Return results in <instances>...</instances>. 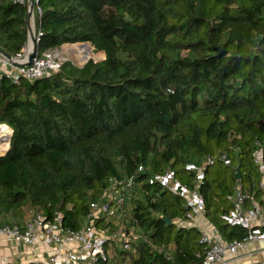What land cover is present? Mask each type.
I'll return each mask as SVG.
<instances>
[{"label":"trees","instance_id":"16d2710c","mask_svg":"<svg viewBox=\"0 0 264 264\" xmlns=\"http://www.w3.org/2000/svg\"><path fill=\"white\" fill-rule=\"evenodd\" d=\"M37 7L39 53L86 41L105 57L66 60L30 81L0 76V124L12 128L0 154V226L33 204L49 217L62 211L63 225L78 227L110 178L133 179L132 264H200L203 232L187 224L184 198L150 179L174 169L191 182L188 162L223 153L230 164L208 165L200 185L205 214L225 240L243 239L247 229L222 216L244 177L251 188L242 184L243 192L260 193L252 152L264 145V0H38ZM27 40L28 3L0 0V48L14 56Z\"/></svg>","mask_w":264,"mask_h":264},{"label":"built area","instance_id":"2783aa9c","mask_svg":"<svg viewBox=\"0 0 264 264\" xmlns=\"http://www.w3.org/2000/svg\"><path fill=\"white\" fill-rule=\"evenodd\" d=\"M24 3L28 0H12ZM38 0H35L37 10ZM34 7V8H35ZM41 31H35L37 42ZM26 46L17 55L8 58L0 53V76L6 74L13 82L35 80L49 76L58 71L62 61L53 49L36 53L28 64V49ZM221 159L226 164L231 160L226 154L208 155L202 163L188 162L186 169L194 172L191 182H185L177 177L174 169L155 173L150 181L158 182L163 187L183 197L188 206V220L202 216L205 211V197L200 185L205 177V169ZM253 162L260 173L259 188L264 202V145L257 143L252 152ZM133 179L120 180L110 178L103 195L98 200L90 202V208L78 227L63 225V213L56 209L49 217L42 208L28 205V216L18 222L0 226V252L3 247L11 248L26 258L22 264H132V256H123L115 251H132L133 241L137 235L127 229L126 216L130 214V191ZM249 197L241 187L228 195L232 207L222 218L230 225H238L247 229L243 239L225 240L220 236L203 232L201 241L205 243V254L200 264H229L228 252L235 253L248 241L264 240V229L254 224V219L260 211L258 203L250 208L245 206ZM108 223V225H105ZM24 246V249L22 248ZM0 264H20L2 255Z\"/></svg>","mask_w":264,"mask_h":264},{"label":"crops","instance_id":"0c3cea01","mask_svg":"<svg viewBox=\"0 0 264 264\" xmlns=\"http://www.w3.org/2000/svg\"><path fill=\"white\" fill-rule=\"evenodd\" d=\"M240 177H238V179ZM242 184L245 185V191L246 192L249 191V189L251 188L250 179L247 177H244V179L236 183V186L239 187ZM258 188L259 187L257 186V189H255V191L258 190ZM227 203L232 205V202L229 198L227 200ZM254 203H258V205L260 206V211L255 217L253 222L256 226L262 227L264 226V202L262 201V198H261V190L257 196L251 195L250 197H247L245 201V206L247 208H250L254 205ZM187 224L196 225L199 229L202 230V232H207L209 234H214L215 236L222 237L220 230H218L215 224L210 221V219L207 217L205 213L202 216L194 220L193 219L188 220ZM22 248L24 249V246H22ZM115 251H117L119 254L123 256L124 255L127 256V259H129L128 258L129 256L126 252H122L118 248L116 250V247H115ZM2 255L7 256L10 259H13L14 261L20 264L27 261L26 258H23V256H20V254L18 253L14 254L11 248L9 247H3L1 249L0 259ZM226 257L229 259V264H264V240L248 241L245 243L244 246L240 247L235 253L228 252Z\"/></svg>","mask_w":264,"mask_h":264},{"label":"rangeland","instance_id":"374dc122","mask_svg":"<svg viewBox=\"0 0 264 264\" xmlns=\"http://www.w3.org/2000/svg\"><path fill=\"white\" fill-rule=\"evenodd\" d=\"M36 10L37 9L34 8V14L31 18V22H32V26H33L34 31H36ZM78 43L79 42L64 44L61 47H59L58 49H53V52H55L58 56H60V58H61L60 60L62 62L66 61V60H70L76 64H79V65L83 64L84 62H86L87 60H89L91 58L99 60L100 58H103L105 56V53H103L102 51L95 50V48L91 45V47H92L91 55L89 57H85L86 52H85V50L84 51L81 50V48L78 46ZM1 143H2V141H0V144ZM28 212H29L28 207H26L23 210L22 219L26 218L29 215ZM177 221H179V220H177ZM105 225H108V223H106ZM137 234H138V238H140L141 233L138 231Z\"/></svg>","mask_w":264,"mask_h":264},{"label":"water","instance_id":"95a60500","mask_svg":"<svg viewBox=\"0 0 264 264\" xmlns=\"http://www.w3.org/2000/svg\"><path fill=\"white\" fill-rule=\"evenodd\" d=\"M34 7H35V0H28V40H27L25 46L28 44L30 37H32V42H33L32 50L29 52V55H28V58H29L28 64H30L32 62V59H33V57H34V55L36 53V48H37V43H38L37 42V38L35 36V31L33 29L32 22H31V18H32L33 14H34ZM79 43L87 44V45H90L91 46V44H89V42H86V41L79 42ZM0 53L2 55H4V56L8 57V58H12V55L11 54L7 53L6 51H4L1 48H0ZM100 59H102V58H100ZM94 60H96V59H94ZM11 134H12V130H11ZM9 142H10V137H9ZM8 149H9V146H8V148L4 152H2L0 154H4V153L8 152ZM240 175H241V171L238 170L236 172V177L238 178V177H240ZM163 219L167 223H170L171 222V220L169 218H167V217H163Z\"/></svg>","mask_w":264,"mask_h":264},{"label":"bare ground","instance_id":"6f19581e","mask_svg":"<svg viewBox=\"0 0 264 264\" xmlns=\"http://www.w3.org/2000/svg\"><path fill=\"white\" fill-rule=\"evenodd\" d=\"M32 46V37H30L29 42L26 45L28 51L32 50ZM78 46L81 48V50H85V57H89L91 55L92 47L90 45L78 43ZM11 130L12 128L6 123L0 124V141H2V143L0 144V153L4 152L9 146V137L11 135Z\"/></svg>","mask_w":264,"mask_h":264}]
</instances>
